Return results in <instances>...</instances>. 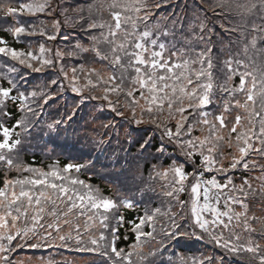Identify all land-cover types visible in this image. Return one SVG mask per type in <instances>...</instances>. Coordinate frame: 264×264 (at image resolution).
<instances>
[{"label":"snow or ice","instance_id":"snow-or-ice-1","mask_svg":"<svg viewBox=\"0 0 264 264\" xmlns=\"http://www.w3.org/2000/svg\"><path fill=\"white\" fill-rule=\"evenodd\" d=\"M167 2L86 0L69 17L65 0H16L15 5L0 0L4 17L36 18L4 27L13 41L43 40L36 49L30 42L17 48L0 36V163L29 173L5 178L0 186V264H70L52 255L22 259L21 249H68L97 257L93 264H173L171 256L164 257L181 238L207 239L222 252L181 257L180 264H233L231 257L238 258L236 264H264V0H198L191 17L177 15L150 26L154 8ZM228 17L238 23H221L226 34L221 37L213 19ZM69 23L86 34L88 45L77 40L63 50L50 46L58 38L71 43L74 37L61 33ZM85 53L111 74L83 64L65 67L66 58ZM46 69L57 73L49 85L70 88L82 102L102 99L116 115L130 113L129 123L152 124L154 135L159 132L147 177L141 160L151 155L153 137L128 140L123 159L112 162L142 199L149 198L142 214L127 221L131 227L123 240L128 232L135 237L127 248L119 246L122 210H135L139 202L127 195L104 196L80 179L92 161L62 168L57 161L48 170L19 161L33 133L59 137L76 114L49 123L38 119L53 94H26L22 81L24 70ZM82 78L83 88L102 95L83 97ZM38 96L42 103L33 107ZM121 96L126 103L118 111ZM101 127L103 132L93 129L87 138L102 154L118 134L114 122ZM137 145L134 155L131 148ZM225 148L233 151L226 155ZM152 197H160L162 206H151Z\"/></svg>","mask_w":264,"mask_h":264},{"label":"trees","instance_id":"trees-1","mask_svg":"<svg viewBox=\"0 0 264 264\" xmlns=\"http://www.w3.org/2000/svg\"><path fill=\"white\" fill-rule=\"evenodd\" d=\"M15 5L16 0H12ZM86 0H65V7L68 9L67 15L69 17H74L76 13L73 11L77 6H83ZM151 3V0H150ZM199 8L198 0H168L167 3H162L159 8H154V15L149 20V25L155 23L169 22L173 17L180 15L187 19L191 17L194 9ZM35 17H4L0 14V36L8 40L13 47L17 48H27L29 43L31 47L36 49L39 42H43L41 37H28L24 38V41L17 43L13 41L11 35L3 31L4 27L13 25L14 23H28L35 21ZM105 19L107 16L105 15ZM229 21L236 24L238 20L234 17H228L224 20L213 19V23L216 25V31L221 37H225V33L219 27L221 23L227 24ZM62 34H69L74 39L69 42H62L59 40L56 42H51L50 46H58L62 50L66 47H71L75 44L77 40L83 43L85 46L88 45V40L86 34L79 29L78 25H73L71 23L63 25L61 28ZM227 43V39H225ZM2 63V61H0ZM65 67L70 68L83 64L85 69L89 67H95L97 69L103 68L106 75L111 74V69L107 67L106 64H102L97 59L94 58L93 54L85 53L77 57L66 58ZM26 72V79L22 81L24 88L27 92L32 90L46 91L53 94V98L48 100L46 104H43V111L40 113L38 119L43 123H49L54 118L66 115L73 110H75V116L72 121H69L70 127L68 131L59 137H49L41 136L37 133H33V139L30 144H25L19 154V161L25 166H32L36 168H41L48 170L49 166L55 162H59V166L62 168L68 163L73 164H84L88 161L93 162L92 169L85 172L81 171L79 174L80 179H84L89 183L93 184L95 187L99 188L104 196L116 198L118 195H127L139 202V206L135 210L123 209L122 214L125 218L124 227L120 229L122 234L121 241L119 243L120 247L127 248L128 244L134 241V234L128 232V240H123V234L125 229L130 228L131 225L127 221L135 219L137 215L142 214L143 208L149 202L148 197L143 199L135 192V188L131 183L126 182L124 177L118 175L120 171V166L116 165L114 168L112 166L113 159L119 157L123 159L125 153L121 150L122 148H129L130 145L127 143L128 140H137L141 138L153 137V147L150 150L151 155H146V157L141 160L143 166L144 175L147 177V170L150 165L155 161L152 159V155L155 154V148L159 144L157 137L159 132L153 133L154 125L152 124H140L136 125L134 123H129L130 113L125 111V116L121 117L116 115L108 106L107 102L102 99H87L82 102L80 94L74 93L70 88H65L63 91L59 90L55 85H49L50 80L57 78V73L53 69H46L40 73H32L30 70H24ZM66 83V82H65ZM85 80L82 78L80 81V86L82 87L83 97L95 96L99 97L102 92L98 89L96 91H90L87 88H83ZM45 85H49L45 88ZM128 86L127 84L125 85ZM114 101L115 96L111 97ZM37 103H42V98H35L33 102V107ZM126 103L123 96L120 98V102L117 105V110H121L123 105ZM79 105V107H77ZM11 108L12 105H9ZM20 114L16 113L14 119ZM13 121H9L11 124ZM114 122L115 132L118 135H112V147L107 153H97L93 150L91 143L88 140V135L93 134L92 130L96 129L103 132L104 129L101 127L102 124ZM42 123V127H43ZM175 123L174 121L172 122ZM200 133L194 132V135H199ZM137 148H131L132 153L135 155L137 153ZM227 155L233 149H224ZM27 172H17L15 168L8 170L5 165L0 163V186L3 185L5 178L11 179L17 176H27ZM73 176L77 175L74 171ZM241 173H237L236 182L239 183V176ZM157 188L159 186L157 185ZM186 196H182V199H186ZM155 201L151 206H162L160 197H152ZM163 206H167V202H164ZM175 211V209H173ZM259 214V213H257ZM147 230V229H146ZM148 251V248H145ZM221 249H215L209 240H197L195 238H181L178 243H175L168 252L164 259L167 260L171 256L173 264H180L181 257H199L201 253H207L209 255L215 254L219 256L221 254ZM52 255L55 260L58 261H68L70 264H93L94 260H98L86 253H78L75 251H69L68 249H62L57 252H53L52 249H21L19 250V257L22 259L32 258L35 261L38 257L43 256L45 259ZM233 264H236L238 258H230Z\"/></svg>","mask_w":264,"mask_h":264}]
</instances>
